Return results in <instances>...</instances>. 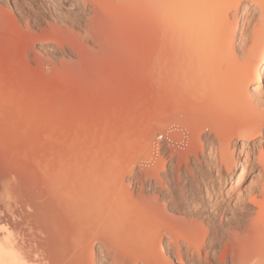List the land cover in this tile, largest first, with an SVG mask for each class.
<instances>
[{
	"label": "bare ground",
	"instance_id": "obj_1",
	"mask_svg": "<svg viewBox=\"0 0 264 264\" xmlns=\"http://www.w3.org/2000/svg\"><path fill=\"white\" fill-rule=\"evenodd\" d=\"M14 3L19 8L20 0ZM72 5L76 10L64 27L52 33L54 50L67 44L81 52L83 40L91 39L98 48L92 46L88 55L100 63L119 61L106 52L110 45L124 58L150 57L163 97L153 101L144 123L137 118L127 126L126 118H135L134 110L154 95L147 92L134 102L122 98L134 103V113H119L112 123L108 104L96 112L91 107L105 94L94 86L108 78L110 64L105 70L102 65L104 71L95 63L80 68L87 54L78 56L81 63L71 62L68 75L95 92L78 89L72 97L63 92L69 96L63 99L61 83L49 91L28 82L32 73L20 75L22 64L13 65L7 53L22 54L28 44L24 34L16 37L23 33H17V19L0 7V261L264 264V0H72ZM75 23L83 32L68 29ZM104 51L112 59L104 60ZM133 61L128 62L134 66ZM170 118H178L174 122L182 130L169 126ZM138 133L139 144L133 142ZM255 164L261 174L252 182L262 183L243 194ZM223 169L226 195L240 191L225 208L212 201L216 191L224 192Z\"/></svg>",
	"mask_w": 264,
	"mask_h": 264
},
{
	"label": "rangeland",
	"instance_id": "obj_2",
	"mask_svg": "<svg viewBox=\"0 0 264 264\" xmlns=\"http://www.w3.org/2000/svg\"><path fill=\"white\" fill-rule=\"evenodd\" d=\"M21 4H23V5H21ZM20 6H19V8H16L14 0H0V7L3 8L5 13L9 14L8 15L9 19L11 20V18H12L13 21H15L14 17L17 19V22H16V23H18L17 27L20 30V31L17 30V33H22L23 32L22 35L21 34L18 35L16 33L17 34L16 37L19 38V36H23V34H24V36H23L24 37V42L26 44H28V46L26 47L27 49L23 50L22 54L19 51H11V50L7 51L6 50L7 53H8V56H9V60L11 61V63L13 65L16 64L18 66L20 63L22 64L20 66L21 68L19 67L20 75H22V74L23 75H27V74L29 75L30 73H32L33 75L31 74L30 77H32L34 79L28 78V76H27V79H28L27 81L28 82H32V83H37V84L39 83L38 85H43L44 87L46 86V88L48 90L50 89V87L52 89L55 86H60V83H61L62 90H61L60 93H61V96H63V99H66L67 95H69V94L71 95V97H72V95L75 96V94H77V92H79V91L81 93L82 92L84 93V91L89 93L88 91L92 92V89H93V92H95V88L98 87V88H96V91H101L102 92V90L104 89L105 90V94L103 93L104 92L103 91L102 93L104 94V96H102V97L105 98L106 100H103V98H102L101 101L96 102V105H95V102L92 103L91 107L93 106L92 108L95 110L94 112H96V110H98V109L100 110V106H102L104 104H105V106H107V104H108L107 109H108V111L110 109V112H112L111 114L109 113V115H111V116L113 115V113L115 115H117L119 113L120 114H123V113L125 114L126 112H127V114H129V112L130 113L132 112L130 108H132V106H133V109L135 108L134 107V103L133 104L132 103L129 104V102L126 103V102L123 101L122 98H126V99L127 98H129V99L131 98V100H133L131 102H134L135 98H137V97H138L137 99L145 98L149 94H151V92H153L152 93V95H154L153 99L151 97L150 101H148V100L146 101L147 104H144L146 106V107L143 108L144 110L143 109H140V110L137 109V111H136V109H135L134 112H137L138 115L134 116L135 118H133V116L130 117V116L127 115L130 118L128 119V117H127L126 121H125L127 123L126 126L129 125L128 121H130V120L132 121V119L136 120L135 121L136 123L139 122V121H140V123H142V120H143V123L145 122L144 118L146 116H147V118L150 116L151 110H152V108H154L153 106L156 104L155 102L153 104V101L157 102L158 100L161 99L160 96L163 97V93H162V89H161V83L162 82H160L162 80V78L161 79L159 78V73H155L156 71L152 72V69L150 70L151 63H152V60H151L150 57L145 56L147 58L146 59L142 58L144 60H141L139 57L136 56L137 58L132 57L133 60H134L133 61L131 59V56H130L129 53L127 54V56L129 55L130 57L128 56L127 58H124V56H126V55L121 54L122 51L121 52L118 51V50H121V49H119L117 47L115 48V46L110 45V47L108 46V49L106 50V52L109 54L110 57L113 56L114 58H119V59H117V60H119L118 62L112 60L114 62H117V66H115L116 63H112V61H110L112 63L111 64V63H108L109 61H107V60L105 62L101 60V63H100V61H97V59L96 60L95 59H91V57L88 55L89 51H93L94 48H96V49L98 48V45H96L95 42L93 40H91V39H89V40L84 39L83 40V51H81L82 53L79 50H77L78 52L77 51L75 52L72 49V47L67 45V44H65L64 49H60L59 48L57 50H54V43H53V40H52V35L53 34L52 33H54L56 31L55 30L56 27H57L56 29L63 28L64 25L66 24L65 23V19H68L67 16L70 15V12L72 10H76V7L74 5H72V0H20ZM78 13H80V15H82L81 12H78ZM241 15H242V12L239 13L240 19H241ZM27 17H29V19ZM80 27L81 26H79L78 24L75 23L72 26H69L68 29L69 30L72 29L71 31L74 30L73 32L76 31V33H81V32H83V30H81ZM80 30H81V32H80ZM47 36H48V38H47ZM28 38H29V40H28ZM87 43H88V45H87ZM92 46L93 47L95 46V47L93 48ZM89 48H91L92 50L89 49ZM110 48H111V50H110ZM114 48H115V50H112ZM111 51L112 52L114 51L115 53L114 52L112 53ZM12 52H14V53L17 52V53L14 55V53H12ZM106 52L104 51V54H105L104 55L105 56L104 60L107 57ZM110 52L112 53V55L110 54ZM18 53H19V55H18ZM123 53L126 54L125 51H123ZM85 54H87L88 60L84 57V56H86ZM80 55H82V58L84 57V60H86V61H84L82 58L80 59L78 57ZM17 56H19V58ZM78 58L80 59V61L83 60L82 61L83 62L82 65L79 64L81 62H79ZM89 58H90V60H89ZM107 58H109V57H107ZM109 59H112V58H109ZM74 60L79 62L78 65H80V68H81V66L83 68H86L88 64H91V63L94 64L95 63L100 68L101 71L103 70L104 66H105L104 70L106 69V65H104V64H107V63H108V65L110 64L109 67L107 65V67L110 68V70L107 71L108 78L104 79L103 81L99 80L98 84L96 86H94L95 88L91 86L92 89L91 88L88 89L87 87H90L88 84H87L88 85L87 86L85 84V82H82L80 80H78V82H76L75 80H73L74 78H72L71 75H70L71 78L68 75V73L71 74V70H72L71 67L74 66V65L71 66L72 65L71 62L74 61ZM128 61L135 62L136 64L134 66L136 68H134L133 64H131V62L129 63ZM140 61H142V62H140ZM146 61H147V63H144ZM137 62H138V64H137ZM86 63H87V65L85 66ZM102 65H104V66H102ZM141 65L143 66L142 68H141ZM77 66H76V70L79 72L80 68H78ZM127 66H128V68H127ZM120 67H122L123 69H121ZM117 68H120V69L118 70ZM129 68H130V70H129ZM54 70H55V73H54ZM117 70H118V73H117ZM28 71L30 73H28ZM110 71H111V74L109 73ZM119 71H121V72L119 73ZM21 72H22V74H21ZM122 72H123V75H121ZM128 73L133 74V75H130L129 78H127L128 75H129ZM34 74H35V76H34ZM55 74L58 75V76H56ZM66 74L68 75V78H66V76H67ZM114 74L116 75V77H115ZM59 75H60L61 78L59 77ZM74 76L77 77L78 74H75ZM122 76L124 77V79H123ZM117 78H118V81H117ZM132 78H133V80H132ZM134 78H135V80H134ZM31 79L33 81H31ZM120 79H123L124 81L120 80ZM152 79H153V81H152ZM71 80H72V83H71ZM109 80H110V82H109ZM131 80H132V83H131ZM115 81L117 82V84H116ZM150 81H152V83ZM99 82H101L102 84L99 85ZM143 82H145V83H143ZM153 82H154V84H153ZM77 83L81 85V86L79 85L80 87L83 86L84 88L83 87L82 88L77 87L78 86ZM95 83H97V82H95ZM64 85L67 86V91H64L66 89V87ZM75 85H77V86L75 87ZM154 86H155L156 90L158 91V94H157V91L156 92L153 91L155 89ZM100 87L102 89H99ZM130 87H131V89H130ZM63 88H64V90H63ZM76 88H77V90H76ZM110 88H111V90H110ZM78 89H80V90L78 91ZM82 90H84V91H82ZM137 90H139V91L141 90L142 94L144 93L143 97H142V94L140 95L141 91L139 92ZM63 92H66L65 94H67L65 96V98H64V93ZM147 92L149 93L148 95H147ZM133 94H134V97L132 99ZM69 96H68L67 99H69ZM117 103H119L120 105L117 104ZM125 104L126 105L128 104V105L126 106ZM167 106L166 107L169 110H173V108H174V105H172L170 103L167 104ZM92 108H90V112H91ZM102 109H103V107H102ZM134 112H132V113H134ZM141 113H142V117L139 116V114H141ZM115 115H114L115 119L112 120V123H114V124L118 120V115H117V119H116ZM137 118H138L139 121L137 120ZM174 120H175V122H177L178 118H176V119L175 118H170L169 119V121H168L169 124H170L169 126L173 127L174 130L177 131V132H178V130H182L181 126L178 123L176 124L174 122ZM121 124H119V125H121ZM122 125H123V129H124L125 124L123 123ZM121 126H120V130L122 128ZM117 127H118V125H117ZM120 130H118V128H117V132L118 131L120 132ZM207 134H208V132L203 133L201 139L204 140V138L206 137ZM136 135H138V136H136ZM134 136H135V138H133V142L138 143V144L141 143L142 134L138 133V134H135ZM129 137H132V136H129ZM159 141L161 142V144H165V147H166V140L159 139ZM117 146H120V145L117 144ZM206 146L207 145L204 146L205 153L208 152V151H206V150H208V146L207 147ZM239 146H240V144H239ZM178 147H179V145H178ZM181 147L182 146H180L179 148L183 149V147L182 148ZM167 155L168 154H165V157ZM191 159L193 161L194 160V156H191ZM170 163H171V161H169V163H167V170L169 169ZM184 170H185V167H183V171ZM137 171H138V169H137ZM223 171L225 173V177L228 178V174L225 172L224 169H223ZM214 174H215V176L217 175L216 171L214 172ZM255 174H261V167L258 164H255L254 167L246 175V178L244 180V186L242 188V193L243 194L245 193V189L246 188H249V189L253 188L254 189L256 187V185L258 184V183L255 184V182H252V181H254L253 179H254V175ZM126 177H127V181H128L130 176L126 175ZM228 181H229V178H228V180L226 181V183L223 186V191H224L223 194H218L217 191H216L214 196H212V201L215 202L216 199H217V204L219 206H221V207H224V208L227 207L229 204L234 205L236 200H237V196L239 195V192H240L238 189H235V190H233L231 192L230 195H226L227 187H228L227 186ZM153 182H154V180H153ZM261 183L259 182L258 185H261ZM253 184H255V185H253ZM133 189H135L134 193L136 194V192L138 191V184L136 186L134 185ZM206 193H207L206 189H204V195L207 197Z\"/></svg>",
	"mask_w": 264,
	"mask_h": 264
},
{
	"label": "snow or ice",
	"instance_id": "obj_3",
	"mask_svg": "<svg viewBox=\"0 0 264 264\" xmlns=\"http://www.w3.org/2000/svg\"><path fill=\"white\" fill-rule=\"evenodd\" d=\"M0 264H3V261H0Z\"/></svg>",
	"mask_w": 264,
	"mask_h": 264
}]
</instances>
